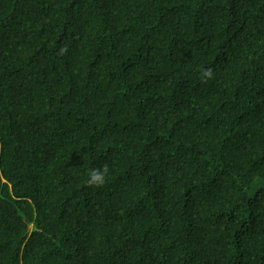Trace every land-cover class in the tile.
I'll return each instance as SVG.
<instances>
[{"label": "trees", "instance_id": "obj_1", "mask_svg": "<svg viewBox=\"0 0 264 264\" xmlns=\"http://www.w3.org/2000/svg\"><path fill=\"white\" fill-rule=\"evenodd\" d=\"M0 264H264V0H0Z\"/></svg>", "mask_w": 264, "mask_h": 264}, {"label": "clouds", "instance_id": "obj_2", "mask_svg": "<svg viewBox=\"0 0 264 264\" xmlns=\"http://www.w3.org/2000/svg\"><path fill=\"white\" fill-rule=\"evenodd\" d=\"M205 75L210 76L211 75V70H205ZM109 171L108 165L104 164L101 167H94L92 169H90L87 173V181L86 183L90 186H95V187H99V186H103V184L105 183L106 180V175Z\"/></svg>", "mask_w": 264, "mask_h": 264}]
</instances>
